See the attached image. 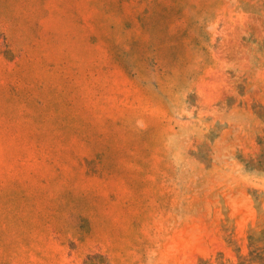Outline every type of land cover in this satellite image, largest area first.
Instances as JSON below:
<instances>
[{"label":"rangeland","instance_id":"374dc122","mask_svg":"<svg viewBox=\"0 0 264 264\" xmlns=\"http://www.w3.org/2000/svg\"><path fill=\"white\" fill-rule=\"evenodd\" d=\"M264 256V0H0V264Z\"/></svg>","mask_w":264,"mask_h":264},{"label":"trees","instance_id":"16d2710c","mask_svg":"<svg viewBox=\"0 0 264 264\" xmlns=\"http://www.w3.org/2000/svg\"><path fill=\"white\" fill-rule=\"evenodd\" d=\"M251 257L246 258L244 257L243 260H240L238 264H264V256L260 254H256L254 252H251ZM200 264H212L209 261L202 260ZM218 264H226V263H218ZM229 264H234V263H229Z\"/></svg>","mask_w":264,"mask_h":264}]
</instances>
